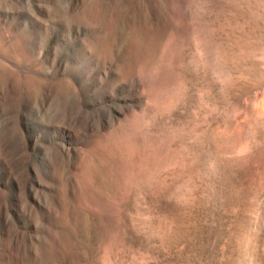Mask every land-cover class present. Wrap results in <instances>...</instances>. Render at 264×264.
<instances>
[{
	"label": "rangeland",
	"instance_id": "1",
	"mask_svg": "<svg viewBox=\"0 0 264 264\" xmlns=\"http://www.w3.org/2000/svg\"><path fill=\"white\" fill-rule=\"evenodd\" d=\"M0 264H264V0H0Z\"/></svg>",
	"mask_w": 264,
	"mask_h": 264
}]
</instances>
